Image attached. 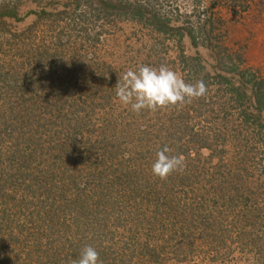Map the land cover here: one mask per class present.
I'll list each match as a JSON object with an SVG mask.
<instances>
[{
    "label": "trees",
    "instance_id": "1",
    "mask_svg": "<svg viewBox=\"0 0 264 264\" xmlns=\"http://www.w3.org/2000/svg\"><path fill=\"white\" fill-rule=\"evenodd\" d=\"M164 1L0 0V264H69L87 245L102 264L181 263L197 239L219 252L248 232L252 244L264 77L224 43L213 11L243 0ZM162 64L203 80L206 96L140 114L119 102V74ZM165 146L186 168L161 181L151 166Z\"/></svg>",
    "mask_w": 264,
    "mask_h": 264
},
{
    "label": "rangeland",
    "instance_id": "2",
    "mask_svg": "<svg viewBox=\"0 0 264 264\" xmlns=\"http://www.w3.org/2000/svg\"><path fill=\"white\" fill-rule=\"evenodd\" d=\"M30 3V2H29ZM25 4L23 11L30 8L31 4ZM242 5H247L244 9L241 4L237 6H221L216 2V15L224 20L222 29L224 30V43L234 50L243 53L246 64L253 67L255 71L264 77V0H243ZM165 8L179 9L180 11H189L192 8L191 0H165ZM34 17L29 16L20 23H15L18 28L24 27L33 22ZM123 30L118 35L112 36L108 41L107 57L111 60V52L116 48L118 43L123 42V37L133 27L131 24H122ZM187 52L193 54L194 49L188 42L185 43ZM199 51L209 68L212 63L210 51L205 47H200ZM207 155V151H203ZM257 207L260 208L261 214L258 218L244 220L245 230L250 232L253 240L252 244L248 243L249 237L239 241L235 236L232 239H226L219 252H214L211 244L207 241L197 239L192 258L189 261L175 263L171 258L166 260L168 264H264V186L261 194H258ZM237 218V217H236ZM233 221L238 224V220ZM232 235H236L232 229ZM255 242V243H254Z\"/></svg>",
    "mask_w": 264,
    "mask_h": 264
},
{
    "label": "clouds",
    "instance_id": "3",
    "mask_svg": "<svg viewBox=\"0 0 264 264\" xmlns=\"http://www.w3.org/2000/svg\"><path fill=\"white\" fill-rule=\"evenodd\" d=\"M114 88L119 102L136 114L191 103L207 94V85L203 80L188 83L165 64L129 69L118 75ZM185 168L183 157L171 154V150L165 146L156 152L151 172L161 181H167L173 173L183 172ZM69 264H102V261L98 251L87 245L81 249L79 258L70 260Z\"/></svg>",
    "mask_w": 264,
    "mask_h": 264
}]
</instances>
